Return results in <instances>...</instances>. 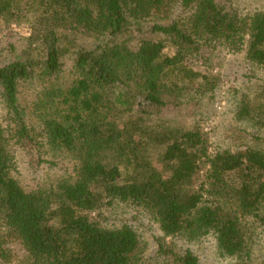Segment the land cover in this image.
Masks as SVG:
<instances>
[{
	"label": "trees",
	"instance_id": "16d2710c",
	"mask_svg": "<svg viewBox=\"0 0 264 264\" xmlns=\"http://www.w3.org/2000/svg\"><path fill=\"white\" fill-rule=\"evenodd\" d=\"M226 2L31 1L26 48L0 64L1 264H140L136 229L99 218L115 202L142 207L157 222V264H201L168 238L209 233L222 255L249 263L254 224L264 223V151L210 152L197 125L151 124L165 96L196 81L204 91L206 76L188 58L222 47L264 67V8L240 14ZM26 14L19 0H0L1 21ZM70 32L102 43L75 48ZM31 81L40 87L26 108L19 92ZM235 116L264 127V91L242 95ZM36 146L67 153L72 173L25 188L14 175L16 148Z\"/></svg>",
	"mask_w": 264,
	"mask_h": 264
},
{
	"label": "rangeland",
	"instance_id": "374dc122",
	"mask_svg": "<svg viewBox=\"0 0 264 264\" xmlns=\"http://www.w3.org/2000/svg\"><path fill=\"white\" fill-rule=\"evenodd\" d=\"M31 1L19 0L22 14L27 13ZM226 5L228 10L247 14L264 8V0H227ZM26 16L12 22L0 20V64L21 58L27 37L32 32L31 14ZM68 37L75 48H90L102 43L100 38L81 32H70ZM144 37L156 39L158 36L147 33ZM186 63L206 76L203 80L204 91L197 88L199 81H196L186 85L178 95L165 96L168 104L159 116L151 119V124L164 123L181 129H191L197 125L208 137L210 152L217 149L239 151L246 147L264 151V127L247 119L238 120L235 116L242 95L248 94L252 99L264 91V67L249 62L243 51L234 53L222 47L207 50L199 58H188ZM39 87L36 81L21 85L19 97L23 106L28 108ZM4 114L5 109L0 100L1 122H4ZM15 154L14 175L27 189L47 187L67 177L73 170L74 162L67 153L51 150L47 146L27 149L17 147ZM201 175L196 177L198 181ZM100 212L102 215L99 218L108 226L128 222L136 229L141 239L138 255L140 264L158 263L155 257L156 237L162 233L148 211L131 203L115 202L103 206ZM91 215L96 217L95 212ZM253 232V253L247 264L264 261V223L256 222ZM168 240L174 242L180 251L191 250L201 264H239L234 257L221 254L211 233L194 239L175 236ZM7 264L24 263L17 261Z\"/></svg>",
	"mask_w": 264,
	"mask_h": 264
}]
</instances>
